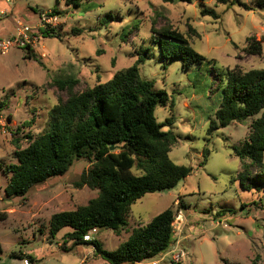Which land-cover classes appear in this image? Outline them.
Listing matches in <instances>:
<instances>
[{"label":"rangeland","instance_id":"1","mask_svg":"<svg viewBox=\"0 0 264 264\" xmlns=\"http://www.w3.org/2000/svg\"><path fill=\"white\" fill-rule=\"evenodd\" d=\"M79 2L81 6L68 0H0L1 39L30 28L28 40L0 52V110L10 120L7 133H0V211L8 212L0 222V264H26L11 257L12 252L32 256L35 261L28 264H110L92 243L72 247V240L65 242L70 227L50 239L54 213L85 205L98 195V190L74 185L89 168L87 161H75L65 174L15 197L5 192L11 175L6 166L18 162L17 148L28 146V136L47 130L51 109L68 98L69 91L60 90L56 80L75 78L72 91H84L132 66L146 47L150 54L140 63V72L167 95L155 111L157 121H172L162 130L178 136L170 156L193 171L174 188L137 200L120 234L98 228L91 233L93 240L104 249L116 250L134 228L173 206L171 246L144 263L264 264V187L241 185L242 161L236 154L253 119L208 133L222 99L223 85L216 73L225 79L228 68L264 69V6L254 0ZM90 4L93 9L86 11ZM204 9H214L220 17L203 15ZM167 27L183 33L207 60L189 69H183L178 59L164 60L153 39ZM43 30L55 31L57 37H44ZM250 37L263 41L262 54L246 51ZM205 150L209 156L204 164ZM64 246L72 249L65 251ZM182 252L184 256L176 261L175 255Z\"/></svg>","mask_w":264,"mask_h":264},{"label":"trees","instance_id":"2","mask_svg":"<svg viewBox=\"0 0 264 264\" xmlns=\"http://www.w3.org/2000/svg\"><path fill=\"white\" fill-rule=\"evenodd\" d=\"M68 2L81 6L79 0ZM254 3L264 6V0H254ZM93 7L90 4L86 11ZM202 14L220 17L214 9H204ZM54 33L42 31L44 37H55ZM153 42L158 44L164 60L178 59L183 69L207 60L183 33L171 27L159 30ZM262 44V40L250 37L246 51L260 55ZM149 51L150 47L141 48L132 66L81 92L72 91L77 84L75 78L56 80L60 90L69 91L68 98L51 109L47 130L28 136L31 139L28 146L17 148L18 162L6 166L11 175L5 192L15 197L25 196L33 186L65 174L75 161H87L89 168L82 171L74 185L98 190V195L85 205L54 213L50 218V239L70 227L71 231L64 235L65 242L72 240V247L92 243L96 253L110 264H136L167 251L173 241L176 219L173 206L155 215L147 224L134 228L116 250L104 249L98 240L85 241L84 236L93 228H107L120 234L137 200L147 193L174 188L193 171L192 166L177 164L170 156L178 136L162 127L172 121H157L155 111L166 102L167 95L155 89L154 81L144 78L140 72L139 65L149 58ZM27 55L32 57L30 52ZM216 76L223 85L222 99L215 112L217 121L212 120L208 133L252 118L247 138L236 149L242 161L238 178L246 189L253 185L258 189L264 187V69L245 71L237 66L226 69L225 79L220 73ZM208 156L209 151L205 150L204 164ZM7 218L8 212L0 211V222ZM72 247L63 249L70 251ZM10 256L30 263L35 261L23 252H12Z\"/></svg>","mask_w":264,"mask_h":264},{"label":"built area","instance_id":"3","mask_svg":"<svg viewBox=\"0 0 264 264\" xmlns=\"http://www.w3.org/2000/svg\"><path fill=\"white\" fill-rule=\"evenodd\" d=\"M29 32L30 28L29 27H23L18 36H13L9 38H3L0 39V52L5 53L10 51L12 48L18 47L19 45L22 44L23 40H28L29 39ZM10 127V120L9 118L5 115V113L0 110V133L5 134L7 133L8 128ZM98 228H93L90 233L84 236L85 241H92L93 238L91 236V233H95ZM184 256V253H178L175 255L174 259L176 261H179L182 257ZM143 264H159V261H151L148 263L141 262ZM140 263V264H141ZM26 264H28V261H26Z\"/></svg>","mask_w":264,"mask_h":264},{"label":"crops","instance_id":"4","mask_svg":"<svg viewBox=\"0 0 264 264\" xmlns=\"http://www.w3.org/2000/svg\"><path fill=\"white\" fill-rule=\"evenodd\" d=\"M1 39V38H0ZM27 260H24V263L26 262ZM28 263H29V261H28ZM141 262H139V263H136V264H140Z\"/></svg>","mask_w":264,"mask_h":264}]
</instances>
